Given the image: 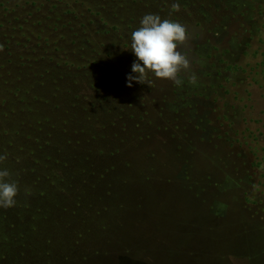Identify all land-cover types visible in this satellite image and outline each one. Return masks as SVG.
Returning <instances> with one entry per match:
<instances>
[{
    "label": "rangeland",
    "instance_id": "rangeland-1",
    "mask_svg": "<svg viewBox=\"0 0 264 264\" xmlns=\"http://www.w3.org/2000/svg\"><path fill=\"white\" fill-rule=\"evenodd\" d=\"M146 14L180 85L127 86ZM0 156L3 264H264V0H0Z\"/></svg>",
    "mask_w": 264,
    "mask_h": 264
},
{
    "label": "clouds",
    "instance_id": "clouds-1",
    "mask_svg": "<svg viewBox=\"0 0 264 264\" xmlns=\"http://www.w3.org/2000/svg\"><path fill=\"white\" fill-rule=\"evenodd\" d=\"M175 7L178 9L179 6ZM188 36L187 28L180 22L162 19L156 14H146L141 19V26L131 34L130 48L137 58L131 71L136 75H128L127 86L131 87L133 80L144 84L149 73L180 85V73L188 70L191 65L189 59L178 50V46L183 45ZM4 159L0 156V161ZM9 176L7 169L0 170V207L4 208L13 207L18 194V185L9 182Z\"/></svg>",
    "mask_w": 264,
    "mask_h": 264
},
{
    "label": "trees",
    "instance_id": "trees-1",
    "mask_svg": "<svg viewBox=\"0 0 264 264\" xmlns=\"http://www.w3.org/2000/svg\"><path fill=\"white\" fill-rule=\"evenodd\" d=\"M23 254V252H21V253H19V259H20V255H22ZM4 260H5V257H2V258H0V264L2 263L3 264V262H4ZM3 261V262H2Z\"/></svg>",
    "mask_w": 264,
    "mask_h": 264
}]
</instances>
